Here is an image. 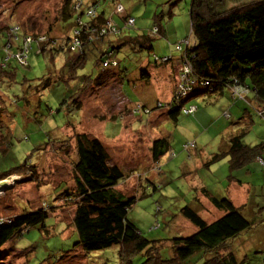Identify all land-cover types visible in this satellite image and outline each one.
I'll use <instances>...</instances> for the list:
<instances>
[{"label": "rangeland", "instance_id": "1", "mask_svg": "<svg viewBox=\"0 0 264 264\" xmlns=\"http://www.w3.org/2000/svg\"><path fill=\"white\" fill-rule=\"evenodd\" d=\"M63 1L0 0V29L8 24L10 27L21 26L30 34L49 33L59 38L65 32L55 18ZM80 1L83 10L92 1L100 2L96 5L97 11L104 9L119 27H123L121 16L127 14L134 18V27L123 28L122 36H149L153 25L160 26L164 36L151 37V52L135 53L128 47L122 48L117 58L121 69H126L124 82L120 86L118 79H108L103 86L84 93L79 99L82 103L80 109L71 99L80 86L79 79L57 81L54 78L65 64L64 54H38L33 43L34 51L31 54L28 51L26 58L28 68L10 62L15 76L12 80H0V109L4 108L0 111V175L8 172L13 175L6 180L8 188L0 190V223H8L18 214L38 206L47 209L49 216L44 228L31 227L5 246L4 255L0 256L2 264H41L44 261L47 264H116L118 247L90 253L87 257L79 248L69 251L76 240L72 226L74 206L59 193L63 186L73 187L75 133H89L103 142L110 163L118 164L127 174L117 191L136 196L127 219L146 239L157 241L188 236L195 231L180 214V209L186 205L195 211L200 208L196 200L197 191L191 183L199 179L213 195L225 197L229 175L236 178L248 169L247 166L243 171L231 172L228 166L230 156L224 155L209 163V170L199 168L194 171V162H200L201 155L196 145L188 153L183 150V144L198 138L195 144L197 142L199 146H205L204 150L206 148L204 160L215 153L225 152L222 151V131L237 126V131L248 128L250 122L241 121L245 111L250 114L253 125L244 136V142L255 145L264 137L263 120L246 102L234 101L232 95L228 100L223 94L219 103L217 100L220 98L214 102L213 96L193 95L186 104L197 107L194 114L180 115L177 124L165 119L168 112L165 107L170 106L177 88L174 72L177 65H172L175 62L161 65L154 59L177 58L184 51L186 40L191 39L188 12L192 0ZM250 1L255 0H214V4L220 5L218 11H222ZM118 6L123 8V14L116 10ZM13 29V34L10 33L12 40L6 36L8 32L5 36L0 35V59L5 52L1 48L2 40L14 45L9 54L15 55L21 47L22 35ZM65 30L69 33L71 29L69 32L67 28ZM179 60L176 61L178 65L181 63ZM140 68H147L150 74L148 83L141 80ZM77 74H94V78L99 70L90 59L85 69L78 70ZM48 79L55 81L50 87H44ZM236 103H239L240 109L236 110L239 115L231 119L227 109ZM159 104L163 108H156ZM133 108L137 114L132 113ZM147 110L150 112L145 113ZM199 112L204 114L199 116ZM113 115L117 117L112 118ZM197 115L199 119H196ZM159 138H167L170 149L177 151L174 159L164 158L160 169L152 163L150 152L152 142ZM253 176L259 175L253 174L245 180L254 188L253 194L259 195L260 189L264 190V182L256 183L254 180L260 176L256 179ZM188 179L193 181L188 182ZM146 180H155L154 187ZM257 198L261 200L260 195ZM261 204L247 218L249 230L227 242L229 250L246 264H264V203ZM198 212L204 220L211 218L207 211ZM159 255L162 259L171 257L167 244L160 248ZM143 260V255L135 256L133 264H141ZM202 263V253H196L182 264Z\"/></svg>", "mask_w": 264, "mask_h": 264}, {"label": "trees", "instance_id": "2", "mask_svg": "<svg viewBox=\"0 0 264 264\" xmlns=\"http://www.w3.org/2000/svg\"><path fill=\"white\" fill-rule=\"evenodd\" d=\"M98 3L100 2L92 1L83 10L81 1L76 7L78 3L75 0H64L55 18L65 32L59 38L50 36L49 33L30 34L19 25L20 28L17 27V30L23 39L15 55L9 54L14 45L10 41H1V48L5 52L0 59V80H12L15 76L10 62H15L22 68L29 67L26 58L34 51L32 47L34 43L38 54L44 52L50 53L51 56L64 54L65 64L55 73L57 75L54 78L57 81L79 79L77 82L80 86L77 90L74 89L76 92L71 98L77 102L75 105L77 109L82 108L80 98L84 93L94 90L97 86H103L108 79H118L121 86L127 76L126 69H121L117 58L119 51L128 47L135 53L151 52L152 38L156 35L164 36L163 30L160 26L153 25L149 36L144 34L134 37L122 36L124 29L134 27L135 19L125 14L121 16L123 27H119L113 22L112 17L107 16L104 9L101 12L97 11ZM220 7L214 4V0H192L188 12L191 39L186 40L189 43H186L184 51L177 58L170 56L154 59L161 65L172 62H175L172 65H177V70L173 69L176 72L177 88L170 106L165 105V109H168L165 119L174 124L178 123L180 115L191 116L197 111L195 105L186 104L188 99L196 94L211 97L232 95L234 101L246 102L251 106L256 112L254 113L264 122V0L241 3L218 11ZM90 10L93 13L88 15ZM122 11L123 8L119 11L120 14L124 13ZM13 28L16 27L5 25L0 29V35L5 36L8 32L6 36L12 40L10 31ZM66 28L68 32L71 29L69 33ZM27 37L31 39L30 50L21 57L23 41ZM38 37H44L46 41L38 42ZM179 58L181 63L178 65L176 61ZM90 59L99 70V74L94 78V74L78 75V70H84ZM185 66L189 68L186 73L178 70ZM139 75L143 82L148 83L150 74L147 68H140ZM181 75H184L185 79L180 82ZM54 81L46 80L44 87H50ZM236 104L239 106V103ZM156 108H163V105L159 104ZM147 111L145 113L150 112ZM132 113L137 114L136 108H133ZM114 117L117 116L113 115L112 118ZM249 119L251 128L253 121L250 116ZM249 127L232 134L229 138V149L213 154L205 166L209 167V163L229 155L228 166L231 172L241 171L253 162L264 170V137L258 144H246L244 136ZM73 138L75 140L73 187L68 189L62 184L63 190L59 193L74 206L72 226L76 240L69 251L79 248L87 257L90 253L118 247L116 264H133V258L138 255L144 256L141 264H182L196 253H202V264H246L229 250L227 242L249 230L250 224L247 217L227 196L216 197L205 186L199 189L196 185L195 190L199 189L221 215L211 221L204 220L192 207L183 206L180 214L194 227L195 231L192 234L164 241L148 240L137 226L127 219V213L135 204L136 196L123 194L116 189L126 180L125 171L118 164L110 163L103 142L99 138L92 137L89 133H75ZM151 145L152 163L160 169L159 160L170 148L168 139H155ZM194 146L195 142L192 141L183 144L182 148L189 153V149ZM12 175L11 172L0 175V181ZM233 178L231 175L228 177ZM196 182L200 183L199 180ZM146 183L153 187L155 185L153 180H146ZM48 216L47 209L38 206L18 214L8 223H0V256L4 255L5 246L12 239L22 235L25 230L31 227L44 228ZM166 244L170 248L171 257L162 259L159 250ZM47 263L44 261L41 264Z\"/></svg>", "mask_w": 264, "mask_h": 264}, {"label": "crops", "instance_id": "3", "mask_svg": "<svg viewBox=\"0 0 264 264\" xmlns=\"http://www.w3.org/2000/svg\"><path fill=\"white\" fill-rule=\"evenodd\" d=\"M222 96H220V95L213 96L214 97V102H215V99L220 98ZM226 96H227L228 100H230L229 99V95L226 94ZM220 100H221V98L218 99L217 102L219 103ZM239 109H240V107L238 106V104L233 105L231 108L229 107L227 109L229 118L233 119L234 115H239V111H236V110H239ZM203 114H204V112H199L198 115L200 116V115H203ZM198 115H197L196 119H199ZM249 116H250V114L248 112H246V111L243 112L241 121L244 120L246 122V124L248 123V121L251 122L250 121L251 119H249ZM233 122H231V124H233ZM237 127H234L235 129L232 128L231 130H229L227 128V130H223L222 131V132H224L222 134V136H221V140H222V144H223V146H222L223 150L222 151H227L229 149V146H230L229 138H230V136L232 134L237 132V129H238ZM197 135L198 134H196V136ZM225 138H227V139L225 140ZM224 140H225V142H224ZM195 141L198 142V138L194 137V141L193 142H195ZM197 142H196L195 145H196V148L198 149V151H199V153L201 155V158H200V162H194V166H193L194 167V171L198 170L199 168L200 169H202V168L208 169V167L205 166V163L210 159V158H207L206 160H204L205 156H206V148L204 150L205 146H203L202 144H200V146H199ZM175 150L176 149H173V148L170 149L169 148V151L166 153V155L164 157L161 158V160H159V163L164 162V158L166 156H169V160H172L175 157H177L176 156L177 155V151H175ZM195 154H196V151L194 152V158H195ZM253 163H254L253 166L247 165L248 169H246L245 171H243V170L247 166L243 170H241V171H243V175H237L236 178L227 179V186H226V196L229 198V200L236 207H238L241 210V212L247 218H248V216H252L253 215L254 210H256V209L258 210L259 209L260 205H262L261 203H264V190H263V188L260 189V194H259L260 197H261V200H260V199L257 198V197H259V195L253 194L254 188L252 187L250 182L248 180H245V178L246 179L251 178L253 174H258L260 176V178L256 179V177H259V176H253V178L256 179L254 181L256 183L264 182V170L256 162H253ZM242 176H244V178ZM153 181H155V180H153ZM192 181L193 180L188 179V182H192ZM196 183L199 186V189L204 186L202 183H198V182L191 183L194 186V189L196 187ZM199 189L196 190L197 191L196 200L198 201V205H199L200 208L198 210L195 208L196 211L197 212L200 211V213H202V212L204 213V211L209 212L210 213L209 215L211 216V218H209V220L218 218L221 215V213L219 211H217L211 205V203L209 202V199L206 196H204L203 193H201V191ZM253 238H254V240H257V237H253Z\"/></svg>", "mask_w": 264, "mask_h": 264}, {"label": "built area", "instance_id": "4", "mask_svg": "<svg viewBox=\"0 0 264 264\" xmlns=\"http://www.w3.org/2000/svg\"><path fill=\"white\" fill-rule=\"evenodd\" d=\"M77 3H78V5H76V7L77 6H79V4H80V0H75ZM122 10V8L120 7V6H118L117 7V11L119 12V11H121ZM93 13V11H88V15H90V14H92ZM132 21H129V23H131ZM15 30H17V27L15 28ZM12 31H14V29H12L10 32L13 34V32ZM46 40H45V38L44 37H38V42H45ZM30 42H31V39L30 38H25L24 39V41H23V43H24V47H22V51L20 52L21 53V57H24L27 53H28V51L30 50ZM186 43H189L188 41L186 42ZM20 57V58H21ZM188 66L186 67H182L179 71H182V73H186L187 71H188ZM185 79V76L184 75H181L180 76V82L182 81V80H184ZM192 145V144H191Z\"/></svg>", "mask_w": 264, "mask_h": 264}, {"label": "water", "instance_id": "5", "mask_svg": "<svg viewBox=\"0 0 264 264\" xmlns=\"http://www.w3.org/2000/svg\"><path fill=\"white\" fill-rule=\"evenodd\" d=\"M6 180L7 179H4V180L0 181V190H4V189L8 188Z\"/></svg>", "mask_w": 264, "mask_h": 264}]
</instances>
